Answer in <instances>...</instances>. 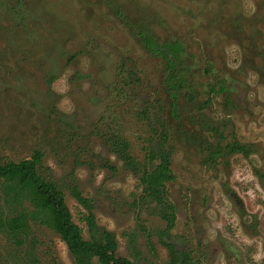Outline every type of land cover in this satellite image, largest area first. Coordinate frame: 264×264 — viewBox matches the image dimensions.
<instances>
[{
	"label": "rangeland",
	"instance_id": "374dc122",
	"mask_svg": "<svg viewBox=\"0 0 264 264\" xmlns=\"http://www.w3.org/2000/svg\"><path fill=\"white\" fill-rule=\"evenodd\" d=\"M140 33L181 47L175 108ZM109 139L141 164L170 151L179 250L199 264H264V0H0V164L39 151L38 174L84 239L73 187L115 235L117 257L165 264V222ZM233 143L248 155L209 156ZM28 225L23 245L0 231V264H75L53 230Z\"/></svg>",
	"mask_w": 264,
	"mask_h": 264
},
{
	"label": "trees",
	"instance_id": "16d2710c",
	"mask_svg": "<svg viewBox=\"0 0 264 264\" xmlns=\"http://www.w3.org/2000/svg\"><path fill=\"white\" fill-rule=\"evenodd\" d=\"M144 47L153 55L163 60L166 73V88L171 97V106L175 108L178 92L185 86V72L179 70L181 47L178 43H165L156 46L151 39L143 35ZM112 153L137 177L142 188L141 199L149 198L155 203L157 213L165 222V228L159 232V240L165 247L168 260L165 264H199L191 253L179 250L171 238L175 225V207L168 201L166 183L174 179L171 171L170 151L158 148L150 151L147 164H141L129 152V144L122 140H112ZM241 153L247 156L249 151L238 143L227 144L225 149L212 151L211 158L224 153ZM42 155L35 151L30 159L18 163L0 164V201L8 210L5 214L0 210V231L10 236L17 245L26 243L30 227L28 220H36L53 230L65 244L75 264H136L135 262L116 256L117 241L115 235L98 227L92 212L91 201L83 197L77 187L71 189V195L85 209L83 220L86 223L89 239H84L82 230L76 225L66 206L62 192L58 187L46 181L37 172ZM159 159L157 164H153ZM107 166V162L105 163ZM111 168L109 165L107 166ZM151 167V168H150ZM27 202L28 206L24 205ZM18 208V209H17ZM29 261H35L29 253Z\"/></svg>",
	"mask_w": 264,
	"mask_h": 264
}]
</instances>
